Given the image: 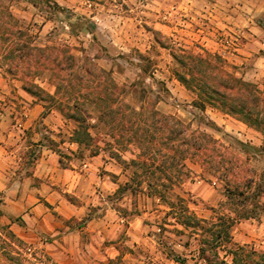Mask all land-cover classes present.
<instances>
[{
    "label": "rangeland",
    "instance_id": "obj_1",
    "mask_svg": "<svg viewBox=\"0 0 264 264\" xmlns=\"http://www.w3.org/2000/svg\"><path fill=\"white\" fill-rule=\"evenodd\" d=\"M260 1L0 0V3L23 24L31 26L40 45H65L75 57H87L109 72L113 81L126 91L122 102L137 112L141 108L140 119L145 123L148 138L156 135L157 114L174 116L191 130L203 131L218 141L219 163L222 146L233 159L238 155L235 142L260 150L264 149V135L216 109L207 107L204 113L195 109L194 96L174 75L173 70L180 66L172 54L184 51L220 57L228 71L254 84L264 94V9L259 8ZM47 77L41 76L37 83L52 94ZM0 80V110L26 121L24 113L32 105L19 94L21 82L3 69ZM32 99L42 107L41 102ZM42 112H46L43 107L25 131L27 140L23 146H33L19 152L32 164L39 153L31 139H40L60 155V167L85 175L87 181L83 183L85 188L82 185L84 189L75 194H60L66 201L65 207L57 208L51 201L43 204L49 218L43 221L44 231L35 241H29L21 216L9 219L11 223L7 224L0 211V238L10 232L19 241H15L14 248L20 254V264H179L172 260L170 252L184 258V264H207L195 252L197 243L189 237L190 229L177 225L158 229L167 211L158 199L147 197L136 188L117 192L133 170L125 169L108 146L100 143L99 154L91 157V147L78 148L70 143L76 123L63 118L53 107L43 118ZM211 123L214 127L208 126ZM90 133L100 136V141L112 142L110 131L105 128L92 129ZM134 146L120 150V158L128 161L140 155ZM251 152L241 156L250 158L247 165L253 170L263 171L264 157H252ZM158 163L155 161V165ZM185 165L191 173L173 185L168 199L176 201L177 196L183 200L182 205L204 222L202 226L211 227V223H218V214H226L222 207L223 183L202 173L198 165L188 162ZM1 203L0 197V206ZM12 223L19 229L12 230ZM230 235L237 246L264 251L262 219L235 222ZM1 252L0 247V261L8 262Z\"/></svg>",
    "mask_w": 264,
    "mask_h": 264
},
{
    "label": "trees",
    "instance_id": "obj_2",
    "mask_svg": "<svg viewBox=\"0 0 264 264\" xmlns=\"http://www.w3.org/2000/svg\"><path fill=\"white\" fill-rule=\"evenodd\" d=\"M38 38L30 25L23 24L0 3V69L19 80L21 89L41 102L44 111L53 107L63 118L76 123L71 144L91 147L90 156L94 157L102 143L125 169L133 170L117 192L136 188L143 195L158 199L167 207L158 229L164 230L165 225L190 229L189 237L197 243L195 252L207 264H264V251L237 246L230 235L235 222L264 220V170H253L247 165L250 158L241 156L252 150V157H264V149L235 142L238 155L230 159L231 153L222 146L218 163L217 140L203 131L191 130L174 116L158 114L154 121L156 135L148 138L145 123L140 119L141 108L137 112L122 102L126 91L113 81L109 72L87 57H75L65 45H40ZM172 57L180 66L173 70L174 75L194 96L195 109L202 113L207 107L216 109L264 135V94L254 84L228 71L224 61L214 55L175 51ZM45 74L52 94L37 83ZM46 112H42V118ZM211 125L208 124L214 127ZM96 128L110 131L112 142L93 136L90 131ZM131 145H135L140 155L122 160L119 151H127ZM155 161L159 163L155 165ZM186 162L198 165L202 173L223 183L222 207L226 214H218V223H211V227L202 226L204 222L182 205L183 200L177 196L176 201L168 199L173 185L191 173L185 168ZM184 169L186 172H182ZM174 231L185 235L180 230ZM15 241L19 242L10 232L0 238L1 253L8 257V262L0 264L21 263ZM11 252L17 256H10ZM170 254L174 262L184 264V258L174 252Z\"/></svg>",
    "mask_w": 264,
    "mask_h": 264
},
{
    "label": "crops",
    "instance_id": "obj_3",
    "mask_svg": "<svg viewBox=\"0 0 264 264\" xmlns=\"http://www.w3.org/2000/svg\"><path fill=\"white\" fill-rule=\"evenodd\" d=\"M260 7L264 9V0L260 1ZM253 40L258 42L254 37ZM19 94L32 105L24 113L26 121L23 122V118L17 119L16 114L0 110V211L7 224L11 223L9 219L15 220L21 216L29 241H35L44 231L43 221L49 218L43 204L51 201L57 204V208L65 207L66 201L60 194H75L87 179L73 169L60 167L56 151L43 145L40 139H31L36 143L34 147L38 148L39 155L32 164L27 163L25 154L19 151L30 150L33 146H23L27 140L25 131L31 126V121L41 113L42 107L34 103L22 89H19ZM14 120L16 123L13 124ZM10 228L19 229L15 223Z\"/></svg>",
    "mask_w": 264,
    "mask_h": 264
}]
</instances>
